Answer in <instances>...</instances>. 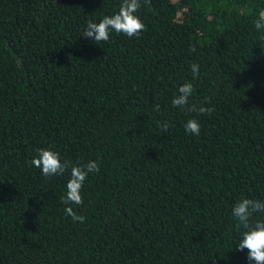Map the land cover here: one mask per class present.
I'll use <instances>...</instances> for the list:
<instances>
[{
    "label": "trees",
    "instance_id": "16d2710c",
    "mask_svg": "<svg viewBox=\"0 0 264 264\" xmlns=\"http://www.w3.org/2000/svg\"><path fill=\"white\" fill-rule=\"evenodd\" d=\"M121 2L0 0V264H250L232 208L264 201V0H141L139 36L80 35ZM185 82L210 113L172 106ZM39 149L97 161L83 222Z\"/></svg>",
    "mask_w": 264,
    "mask_h": 264
},
{
    "label": "clouds",
    "instance_id": "9594fccd",
    "mask_svg": "<svg viewBox=\"0 0 264 264\" xmlns=\"http://www.w3.org/2000/svg\"><path fill=\"white\" fill-rule=\"evenodd\" d=\"M151 0H143L144 5H150ZM141 0H122L118 12L113 15H105L99 22L89 21L82 30L81 34L96 44L107 42L110 39V33H122L127 37H137L145 29V24L136 13L141 8ZM257 30L264 29V15H261L255 22ZM193 78H198L199 66L191 65ZM194 87L191 82H185L178 86L177 94L173 97L171 103L173 107L184 109L188 112H197L200 114L210 113L211 108L203 105L197 107L196 104H189V98L193 95ZM204 103H208L205 98ZM159 105L154 109L159 111ZM162 131H167L169 124L164 121L158 124ZM185 131L193 135L200 132V124L196 119H189L185 124ZM70 161L61 162L59 154L50 149H39L37 155L32 158L30 164L41 170L44 177H53L62 175L70 167ZM99 172L97 161L90 160L83 166H71L70 177L66 182L65 195L61 197L62 203L66 205L65 213L73 221L83 222L84 217L78 215L72 205H81L83 198L81 189L86 181L88 174ZM254 213H264V201L243 198L232 208V216L239 224L246 229L241 234V239L235 248L239 251L247 250V260L250 264H264V220H256L250 224Z\"/></svg>",
    "mask_w": 264,
    "mask_h": 264
}]
</instances>
